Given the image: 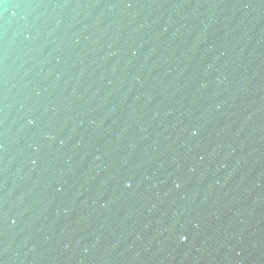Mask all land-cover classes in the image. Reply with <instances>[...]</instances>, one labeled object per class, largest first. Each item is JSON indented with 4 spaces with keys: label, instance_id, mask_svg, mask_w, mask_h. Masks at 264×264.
I'll list each match as a JSON object with an SVG mask.
<instances>
[{
    "label": "water",
    "instance_id": "95a60500",
    "mask_svg": "<svg viewBox=\"0 0 264 264\" xmlns=\"http://www.w3.org/2000/svg\"><path fill=\"white\" fill-rule=\"evenodd\" d=\"M0 264H264V0H0Z\"/></svg>",
    "mask_w": 264,
    "mask_h": 264
}]
</instances>
